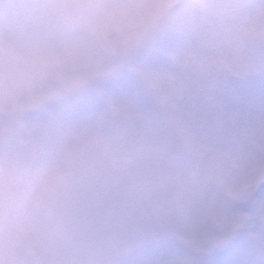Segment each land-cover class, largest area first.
Returning a JSON list of instances; mask_svg holds the SVG:
<instances>
[{
    "label": "rangeland",
    "instance_id": "obj_1",
    "mask_svg": "<svg viewBox=\"0 0 264 264\" xmlns=\"http://www.w3.org/2000/svg\"><path fill=\"white\" fill-rule=\"evenodd\" d=\"M176 2L0 0V264H264V0Z\"/></svg>",
    "mask_w": 264,
    "mask_h": 264
},
{
    "label": "flooded vegetation",
    "instance_id": "obj_2",
    "mask_svg": "<svg viewBox=\"0 0 264 264\" xmlns=\"http://www.w3.org/2000/svg\"><path fill=\"white\" fill-rule=\"evenodd\" d=\"M177 5H180V0H177L176 2ZM173 7L170 8L169 12L172 11ZM171 24V19H170V15L167 14L166 17L164 18L163 22L161 23V26H164L165 24ZM173 33H177L176 31Z\"/></svg>",
    "mask_w": 264,
    "mask_h": 264
}]
</instances>
